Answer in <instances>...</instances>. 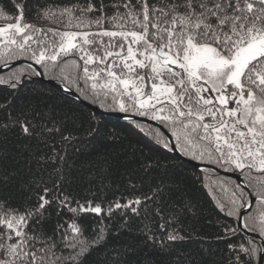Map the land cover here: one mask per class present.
<instances>
[{
    "label": "snow or ice",
    "instance_id": "1",
    "mask_svg": "<svg viewBox=\"0 0 264 264\" xmlns=\"http://www.w3.org/2000/svg\"><path fill=\"white\" fill-rule=\"evenodd\" d=\"M8 7L16 15L0 17L16 22L0 25V71L9 70L0 85L18 93L29 74H51L69 92L87 85L85 95L101 108L159 121L170 135L153 147L179 149L242 178L223 181L234 191L215 204L239 222L219 226L221 264H264V0H7ZM21 58L27 69L13 71ZM45 95L33 89L18 111L11 101L0 104V133L18 131L42 146L33 156L38 171L19 186V199L0 196V264H87L113 233L134 223V234L162 252L195 239L184 227L190 202L156 177L166 167L143 150L134 163L154 181L148 192L134 195L139 189L129 183L127 194L112 199L75 194L67 147L81 137L67 130L73 117ZM99 131L92 119L86 139ZM106 163L94 169L98 190L109 178ZM113 252L105 259L123 264L126 250Z\"/></svg>",
    "mask_w": 264,
    "mask_h": 264
},
{
    "label": "trees",
    "instance_id": "2",
    "mask_svg": "<svg viewBox=\"0 0 264 264\" xmlns=\"http://www.w3.org/2000/svg\"><path fill=\"white\" fill-rule=\"evenodd\" d=\"M6 3L7 0H0V12L15 16L16 13L10 7L4 8ZM0 22L15 23L16 21L0 17ZM26 22L37 26L42 24L33 16H26ZM42 26L49 27L47 23ZM28 65L27 63L17 64L13 71L16 69L24 71ZM73 71L69 64L65 68V75L70 76ZM0 74V77L3 75L7 77L9 70H4ZM45 76L53 78L51 74H45ZM27 79L28 83L18 93H13L9 88L0 85V104L11 101L12 108L18 111L22 104L31 98L32 90L35 89L47 94L43 96V99L57 112L73 117L66 125L67 130L81 137L74 146L67 147L68 160L73 166L71 189L75 194L78 196L99 194L112 199L121 194H127L129 189L126 186L129 183L136 184L139 189L134 195L148 192L154 181L144 176L134 163L135 156L143 150L145 154L159 158L166 167V171L163 174L156 173V177L166 185H170L175 196L190 202L192 206L191 214L184 221V227L192 232L195 239L173 245L170 252H162L145 244L142 237L134 234L137 231V225L134 223L127 233L120 232L118 235L113 233L104 248L93 251L87 259V264H110V261L105 258L115 255L113 249H119L121 252L126 250V255L122 257L123 264H176L177 261L179 264H221L225 245L218 243L215 239L220 231L219 226L228 224L236 228L239 225L238 221L233 222L232 218L225 219L223 214L218 212L215 204L217 200L227 199L234 191L228 188L227 184H224V189L220 187L223 181L238 183L235 178L220 175L209 167H197L180 157L174 150L160 151L159 144L153 147V143H162L167 137L161 128L151 123L97 112L84 101L87 100L99 106L98 102H93L91 96L85 95L84 89L87 85L83 83L79 90L73 87L81 97L79 98L31 74L27 76ZM103 109L118 110L116 106L110 107L107 104ZM129 113L135 112L130 109ZM92 119L100 123V131L98 135L88 140L86 134ZM54 139L59 143V136ZM41 147L36 141L22 137L18 131L0 133V196L10 197L14 202L19 199V186L31 174L38 171L33 156ZM105 161L107 162L105 171L109 178L105 184L99 185L98 190L97 173L94 169ZM90 170L93 171L90 172ZM130 176L134 177L131 181ZM44 178L48 179L47 174ZM210 179L215 180L214 183L217 182L218 187H214L217 186L214 183L210 185ZM93 220V217H85L84 223L95 228Z\"/></svg>",
    "mask_w": 264,
    "mask_h": 264
},
{
    "label": "water",
    "instance_id": "3",
    "mask_svg": "<svg viewBox=\"0 0 264 264\" xmlns=\"http://www.w3.org/2000/svg\"><path fill=\"white\" fill-rule=\"evenodd\" d=\"M20 63H27L29 64V60L26 59V58H21L20 60H18L16 62V65L17 64H20ZM3 70H7V68H4ZM2 70V71H3ZM1 72V71H0ZM35 78L37 79H40L42 81H46V82H49L51 84H54L56 85L57 87H59L60 89L64 90V91H67L66 90V85L63 84L61 81H58L57 79L55 78H49V77H46L45 75H42V76H35ZM69 92V91H67ZM69 93L81 98L79 96V94L74 90L72 89V91H70ZM84 100V99H83ZM87 104H89L90 106H92V108H94V110H96L97 112L99 113H104V114H109V115H114V116H117V117H121V118H130V119H133V120H137V121H140V122H144V123H151L159 128H161L167 135V137L170 135V132L159 122V121H155V120H152L148 117H144V116H140V115H137V114H134V113H124V112H121V111H118V110H105L103 108H100L98 105H95V104H92L90 103L89 101L87 100H84ZM180 157L192 162L193 164H195L196 166L198 167H209V168H212L213 170L221 173V174H225V175H230V176H233V177H236L238 179V182L241 183L242 182V178H238V176L236 174H233V173H230V172H226L224 169H221V168H218L216 165L214 164H211L209 162H202V161H198V160H194L188 156H185L183 155V153L177 149V150H174ZM239 223V222H238Z\"/></svg>",
    "mask_w": 264,
    "mask_h": 264
},
{
    "label": "rangeland",
    "instance_id": "4",
    "mask_svg": "<svg viewBox=\"0 0 264 264\" xmlns=\"http://www.w3.org/2000/svg\"><path fill=\"white\" fill-rule=\"evenodd\" d=\"M7 23H11V22H7ZM7 23H4V22H0V25H3V24H7ZM4 71V70H3ZM3 71H1V72H3ZM0 72V73H1ZM1 75V74H0ZM3 77H4V75H3ZM134 114H136V113H134ZM166 134V133H165ZM167 136V135H166ZM198 161H200V160H198ZM202 162H206V161H202ZM212 169V168H211ZM213 170V169H212ZM214 172H216V173H219V172H217V171H215V170H213ZM220 175H223V176H229V177H233V176H230V175H225V174H221V173H219ZM233 178H235V180L236 181H238V179L236 178V177H233ZM214 181L215 180H213V179H210V185H212L213 183H214ZM225 181V180H224ZM209 183V182H208ZM239 183V182H238ZM215 185H217V186H214V187H218V183L217 182H215L214 183ZM228 185V188H230V189H232L231 188V186L229 185V184H227ZM225 185L223 184V185H221L220 187H222L223 189L225 188L224 187ZM232 190H234V189H232ZM228 192H229V190H227ZM238 225H239V223H238Z\"/></svg>",
    "mask_w": 264,
    "mask_h": 264
},
{
    "label": "bare ground",
    "instance_id": "5",
    "mask_svg": "<svg viewBox=\"0 0 264 264\" xmlns=\"http://www.w3.org/2000/svg\"><path fill=\"white\" fill-rule=\"evenodd\" d=\"M195 165V164H194ZM198 167V166H197Z\"/></svg>",
    "mask_w": 264,
    "mask_h": 264
}]
</instances>
